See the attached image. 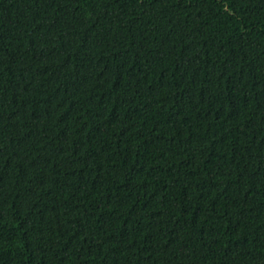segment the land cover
<instances>
[{"label": "trees", "instance_id": "16d2710c", "mask_svg": "<svg viewBox=\"0 0 264 264\" xmlns=\"http://www.w3.org/2000/svg\"><path fill=\"white\" fill-rule=\"evenodd\" d=\"M0 264H264V0H0Z\"/></svg>", "mask_w": 264, "mask_h": 264}]
</instances>
